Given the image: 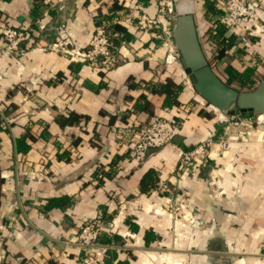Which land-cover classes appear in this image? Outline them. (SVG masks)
<instances>
[{
	"label": "crops",
	"instance_id": "1",
	"mask_svg": "<svg viewBox=\"0 0 264 264\" xmlns=\"http://www.w3.org/2000/svg\"><path fill=\"white\" fill-rule=\"evenodd\" d=\"M154 1L139 0L151 13ZM208 1L196 0L203 40L208 19L221 15ZM134 4L0 0V37L6 26L29 30L23 53L0 55V264L37 256L49 264H264V113L255 124L212 106L181 63H166L162 40L136 27L121 24L129 41L109 72L48 49L60 36L86 46L97 20L124 34L115 21ZM259 13L264 21V6ZM260 45L264 34L251 46L237 40L215 70L254 68L242 88H255ZM154 115L179 122L174 139L187 149L211 139L208 163L177 172L171 146L132 160L116 129ZM146 175L158 180L151 191L142 190ZM166 182L171 194L161 190ZM98 217L113 232L86 252L78 234Z\"/></svg>",
	"mask_w": 264,
	"mask_h": 264
},
{
	"label": "built area",
	"instance_id": "2",
	"mask_svg": "<svg viewBox=\"0 0 264 264\" xmlns=\"http://www.w3.org/2000/svg\"><path fill=\"white\" fill-rule=\"evenodd\" d=\"M222 13L220 16H211L208 19V28L205 44L211 51L217 48L213 35L217 34L218 21L229 23V33L237 36L239 42H250L253 37H261L264 32L263 20L259 13L264 5L261 0H217ZM165 0L154 1L155 12H149L146 7L135 0V4L128 11H122L115 24H122L126 28L136 27L148 31L153 37L162 40V45L167 49L165 61L171 64L180 59L173 41V5ZM29 30L6 26L1 30L0 55L23 53L22 44L27 41ZM62 27L59 33L62 34ZM34 33V31H32ZM121 37L112 24L107 21L97 20L94 34L86 46L74 47L69 39L60 36L48 46V49L59 51L62 55L74 62L87 64L95 70L109 72L120 64L124 54L121 47L127 46L123 41L120 46L114 44V38ZM211 38V39H210ZM251 43V42H250ZM216 66V64H215ZM189 79V77L187 78ZM213 106V105H212ZM260 118V116H259ZM179 122L160 115L152 116L143 124H125L116 129V136L125 142L128 147V156L132 160L143 161L151 148H166L171 146L179 158L177 172H186L208 163L209 148L212 140L208 139L193 148H185L175 142V134ZM161 190L172 193V188L162 183ZM108 226V229L106 227ZM114 224H106L101 217L86 222L78 234L77 245L90 252L100 245V240L105 231L112 234ZM54 258V257H53ZM26 264H49V260L37 256Z\"/></svg>",
	"mask_w": 264,
	"mask_h": 264
},
{
	"label": "water",
	"instance_id": "3",
	"mask_svg": "<svg viewBox=\"0 0 264 264\" xmlns=\"http://www.w3.org/2000/svg\"><path fill=\"white\" fill-rule=\"evenodd\" d=\"M173 41L194 90L221 112L254 117L264 113V74L251 90L242 91L224 80L209 62L195 18L196 0H173ZM176 140V139H175ZM151 148L147 155L160 151Z\"/></svg>",
	"mask_w": 264,
	"mask_h": 264
},
{
	"label": "trees",
	"instance_id": "4",
	"mask_svg": "<svg viewBox=\"0 0 264 264\" xmlns=\"http://www.w3.org/2000/svg\"><path fill=\"white\" fill-rule=\"evenodd\" d=\"M142 1L145 5H148L150 0H142ZM208 7L210 9L214 8L213 0L208 1ZM221 13H222V10H221ZM229 26L230 25L227 21L220 22L219 20L218 25H217V34L213 35V39H215L216 41L215 44L217 45V48H214L212 52L210 53V55L207 53V50L205 48L209 62L214 68H215V61L219 58H222L224 55H226L227 52L237 43V36L232 33H229ZM116 28L119 30L121 29L122 32L124 33V34H121V37L114 38V44L116 46H120L123 41H126V42L129 41V37H128V33L123 30L124 28L121 24H117ZM254 71H255L254 68H246L244 72H238L234 68H229L228 72L227 73L223 72V74L228 76L227 77L228 83L233 85L234 81H238L240 83V84H237L238 88H241L244 85V80L250 77L251 75H253ZM252 87L254 88V86ZM229 114L233 116V119L239 118V116H237L234 111H230ZM157 181L158 180L154 178L153 175L152 177H149V175L148 176L146 175V177L144 178V183L142 185V190L151 191L152 189L157 187Z\"/></svg>",
	"mask_w": 264,
	"mask_h": 264
},
{
	"label": "rangeland",
	"instance_id": "5",
	"mask_svg": "<svg viewBox=\"0 0 264 264\" xmlns=\"http://www.w3.org/2000/svg\"><path fill=\"white\" fill-rule=\"evenodd\" d=\"M155 1H158V0H155ZM167 3L166 4H168V2H172V5H173V0H165ZM214 8H217L218 9V7H217V5L216 4H214ZM173 10H174V7H173ZM173 16H175V10H174V12H173ZM173 20H174V18H173ZM172 20V23L174 22ZM263 24H264V21L262 22ZM264 34V32L262 33V35ZM260 38L261 37H259L258 39H255V40H251L250 42V46L251 45H253L254 43H256V41H259L260 40ZM261 46V50H262V52H264V45L262 46V45H260ZM244 48H250L249 46L247 47V46H245ZM245 52L243 51V54H244ZM177 62H179V63H181V61H180V59H178L177 60ZM251 62V60H248V63H250ZM173 63H176V61L175 62H173ZM251 64V63H250ZM216 71H218V70H216ZM218 73L223 77V79L224 80H228V78H227V76L226 75H224L223 73H221V72H219L218 71ZM235 85V87H237L238 88V85L237 84H233V86ZM237 85V86H236ZM256 87V86H255ZM240 90H242V91H245V89L244 88H239ZM260 116V114H256L254 117H253V122H255V124H257V122H260V123H262L263 122V119H258V117ZM239 118L241 119V120H243L242 118H243V116H239ZM239 118H237L236 120H238ZM239 119V120H240ZM254 124V125H255ZM240 138L242 139V140H245V141H247L248 140V138H247V136H246V134H244L243 136H240ZM180 218V217H179ZM189 219H190V217H189ZM191 220V219H190ZM179 227H182V225H179ZM180 231V234H181V232H182V230L180 229L179 230ZM178 264H186V262H185V260H179L178 261Z\"/></svg>",
	"mask_w": 264,
	"mask_h": 264
}]
</instances>
